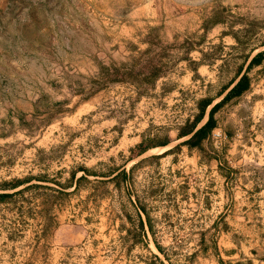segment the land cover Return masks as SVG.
<instances>
[{"label": "rangeland", "instance_id": "1", "mask_svg": "<svg viewBox=\"0 0 264 264\" xmlns=\"http://www.w3.org/2000/svg\"><path fill=\"white\" fill-rule=\"evenodd\" d=\"M217 5L232 21L264 24V0H0V194H13L0 203V264H28L41 230L51 238L57 221L77 217L88 221L91 247L124 262L119 248L128 239L143 241L142 206L162 258L193 263L196 255L188 253L213 242L216 223L227 230L220 217L244 197L245 185L254 183V197L264 200V76L248 97L260 96L250 107L248 142L239 107H222L218 127L204 142L218 158L203 164L198 151L178 147L188 139H177L179 128L195 117L199 102L218 99L234 75L229 54L236 41L223 35L226 25L213 28L202 46H223L221 58L230 66L222 74L223 59L203 65L205 77L181 61L145 95L129 83L99 90L92 84L101 64L121 65L145 51L142 40L153 27H160L162 43L151 55L167 45L178 52L187 37L203 33V20ZM263 39L264 30L251 44L253 55L264 50ZM190 56L199 61L202 54ZM166 81L176 88L163 94ZM95 97L92 108L82 106ZM230 122L239 128L232 139L223 129ZM166 135L167 146L138 155L144 136L154 145ZM120 169L127 172L117 184L116 175L109 176ZM18 180L24 184L13 189ZM69 252L70 261L62 263L81 264L90 256L84 243Z\"/></svg>", "mask_w": 264, "mask_h": 264}, {"label": "trees", "instance_id": "2", "mask_svg": "<svg viewBox=\"0 0 264 264\" xmlns=\"http://www.w3.org/2000/svg\"><path fill=\"white\" fill-rule=\"evenodd\" d=\"M218 25H226L227 31L223 32L224 36H232L236 45L231 47L229 60L235 66L234 75L228 84L222 86L218 96H225L222 102L216 104L209 113L208 121L199 127L204 120L207 109L213 103L212 98H206L198 104V113L190 120L188 119L184 126L179 128L177 139L188 138L182 142L178 147L186 146L189 152L198 151L200 154V163H210L212 159L219 156L217 154L210 155L205 149L204 142L210 137L213 130L218 127V121L215 118L216 112L224 107L227 110H237V117L242 124L243 142L249 141V132L252 125L250 107H253L260 96L253 95L251 100L248 97L253 93L254 87L258 84L261 77L264 76V50L253 55L255 47H252V42L264 30V24L257 21H247L243 18H237V21L230 20L227 15V9L221 5L213 8L209 16L205 17L202 24L203 33L187 37L184 42L179 46V51L173 53V45L162 46L160 52L151 55L153 52L152 47L161 45L162 40L160 37V27H153L149 30L146 37L142 40L148 44L145 51L134 56L129 62L117 65L112 63L110 65L101 64L99 67L98 78L92 81L93 87L99 89L110 87L118 83H129L133 85L139 96L145 95L151 88H155L157 82L161 79H166L172 72L177 64L181 61H186L188 68L195 73L203 65H213L217 59H223V64L220 66V74L225 67L230 66L228 58H221L220 54L223 46L221 44L214 45L209 51H204L202 46L207 41V34ZM238 26V28H237ZM264 47V39L261 42ZM194 51H200L202 57L199 61L194 60L190 54ZM197 74H195L196 76ZM198 76V75H197ZM176 88L175 83L171 81L163 82L162 93L167 94ZM96 90V91H97ZM91 95V94H90ZM224 132L229 139L237 135L238 127L233 123H228L224 126ZM171 142L168 135L164 136L162 140L156 141L153 145L151 140L144 136L143 141L138 145V155H142L151 149L153 146H167ZM75 174L72 175L71 180ZM126 176V171L119 172L112 181L119 184V181ZM84 177L78 179L80 182ZM23 181H17L10 185L13 189L22 186ZM13 194H0V203L5 202L6 199L12 197ZM143 212L147 215V221L150 224V218L144 206L141 207ZM157 247H162L157 244Z\"/></svg>", "mask_w": 264, "mask_h": 264}, {"label": "crops", "instance_id": "3", "mask_svg": "<svg viewBox=\"0 0 264 264\" xmlns=\"http://www.w3.org/2000/svg\"><path fill=\"white\" fill-rule=\"evenodd\" d=\"M199 73L205 77L209 72L203 66L199 69ZM192 75L189 74L190 79ZM225 94L213 101L209 106L204 118L206 122L211 109L222 102ZM94 99L95 101H92V99L88 100L82 106L89 105L92 108V105L97 103V97ZM206 122L201 123L199 127H202ZM193 159H196V156ZM120 171L121 169L113 173L109 178L112 179ZM28 184L31 183L26 185ZM250 186L251 188L247 187V185L244 186L247 191L243 194V198L240 197L241 201L237 198L234 204L226 205L227 209L220 219L225 216V221L228 225L227 230L224 231L216 223L213 231L217 230V232L216 236L212 237L213 242H209L208 245L201 243L193 252L188 253L189 255L193 253L196 255L193 263L188 262V264H264V200L255 198L256 196L253 194L255 184L252 183ZM229 207H232V210L229 211L231 214L226 216L225 214ZM257 207H260V212L258 209L255 210ZM86 224L88 225L87 220L78 221V217L75 221L59 220L55 228L52 229L53 236L51 238L47 237V234L41 230L37 239L39 244L28 264H66L67 261L66 263L62 262L65 260L70 261L66 254L67 251L69 252L72 246L81 243L86 245V254L90 255L87 258V262L81 264H131V259H134V264H138V261L140 262L139 264H169L167 260L162 258L163 255L149 230L146 214L142 210H140L139 214V224L143 230L138 238L145 240V243H142L143 241L134 243L133 240L128 239L126 245L123 248H119L116 252V254L121 255L120 259H123L124 262L121 260L116 262L113 259L115 252L91 247L88 243L89 226H86ZM126 232L128 231L124 233ZM50 241L53 246H45ZM161 249L163 250V247ZM148 254L149 258L146 257ZM68 264L72 263L69 262Z\"/></svg>", "mask_w": 264, "mask_h": 264}]
</instances>
